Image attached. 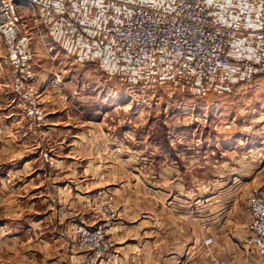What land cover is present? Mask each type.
I'll return each mask as SVG.
<instances>
[{
  "label": "rangeland",
  "instance_id": "obj_1",
  "mask_svg": "<svg viewBox=\"0 0 264 264\" xmlns=\"http://www.w3.org/2000/svg\"><path fill=\"white\" fill-rule=\"evenodd\" d=\"M163 2L166 7L160 10L167 11L170 3ZM24 13L33 16L30 10ZM38 34L36 41L44 40ZM40 43L34 57L43 66L40 75L56 85L62 115L79 118H61V128L76 125L84 134L72 149L68 136L48 140L45 161L77 163L72 169H52L67 188L55 203L58 215L49 207L52 201L37 207L44 212L46 241L57 240L53 223L58 221L69 244L64 251L81 257L82 264H200L212 258L264 264L253 248L242 245L247 238L242 229L246 233L248 228V236L252 233L250 216L245 228L231 222L235 206L250 214L248 198H264V152L238 150L221 157L214 151L219 130L264 136L263 76L240 71L238 83L213 94L197 78L202 85L197 95L188 85L178 89L172 78L165 83L166 72L151 75L147 67L134 83L132 71L126 70L120 84L95 62L82 65L57 46ZM210 77L207 83L213 87ZM201 93L207 94L206 101ZM48 102L45 112L52 108ZM86 115L92 116V124L82 120ZM0 121L4 137L7 122L1 106ZM227 181L231 184L225 185ZM198 197L204 199L202 211L197 210ZM223 210L227 212L220 214ZM21 219L29 223L37 216ZM209 236L214 243L202 244Z\"/></svg>",
  "mask_w": 264,
  "mask_h": 264
},
{
  "label": "crops",
  "instance_id": "obj_2",
  "mask_svg": "<svg viewBox=\"0 0 264 264\" xmlns=\"http://www.w3.org/2000/svg\"><path fill=\"white\" fill-rule=\"evenodd\" d=\"M163 1L166 0H161V3L155 0L143 3L142 0H39L35 6L24 2H17L13 6L9 28L0 37V106L4 121L7 122V134L0 137V264L83 263L81 257H74L64 251L69 244L62 235L60 222L57 221L58 225L53 223L57 240H45L44 212L41 214L37 209L39 202L49 204L51 201L53 204H49V207L53 209L57 198L67 188V182H60L58 173L52 172V169H72L77 163L74 161V166L73 163L66 165L62 161L53 164L45 161L48 140L68 136V145L72 149V146L76 147L77 138L84 134L78 132L76 125L61 128V118L68 121H77L79 118L60 112V95L56 85L41 76L43 66L34 63V57L38 54L36 43L41 42L43 47L55 45L82 65L95 62L98 69L113 74L120 84L128 73L126 70L132 71L134 83L149 67L151 75L166 72L165 83H169L172 78L171 82L178 89L188 85L193 94L199 95L202 85L196 77L185 73L172 76L170 73L175 55H153L139 59L140 56L130 55L124 49L114 51L110 44L101 42L100 30L110 24L126 21L135 5L140 3L160 10L166 7ZM167 1L170 3L167 4L168 8L173 10L175 0ZM49 4L53 6V11L48 9ZM207 4L214 13H218L222 25L237 31L230 44L231 54L259 61L264 41L250 37L248 32L264 31V0H207ZM25 9L30 10L33 16H26ZM37 32L43 33L44 40L36 41L39 36ZM46 35L50 37L49 40ZM239 72V67L233 64L211 76L213 87L209 94L222 92L229 85L238 83L236 79H240ZM200 95L206 101L207 94ZM49 100L52 101V108L45 112L44 103ZM236 117L230 119L234 121ZM82 120L90 124L94 121L90 115ZM225 131L219 130L214 135L217 138L214 151L219 152L221 157L238 150L246 154L264 152L263 135L256 139L257 135H242L231 128ZM61 143L58 141V148ZM260 165L264 166V158ZM230 181L224 182L225 185L231 184ZM196 201L197 210L202 211V207H199L204 199L198 197ZM34 204L36 209H32ZM235 207L231 222L243 224L242 228H245L246 216L250 214L243 206ZM52 212L54 216L59 213L55 207ZM219 212L222 214L227 211ZM23 215L37 216V220L28 223V220L21 219ZM17 217L20 221H17ZM249 218L251 220V216ZM241 234L247 237L248 228L246 233L242 229ZM205 239L201 241L202 244ZM243 239L242 236L240 240ZM242 261L243 264H252L248 258ZM253 261L259 264L255 259Z\"/></svg>",
  "mask_w": 264,
  "mask_h": 264
},
{
  "label": "built area",
  "instance_id": "obj_3",
  "mask_svg": "<svg viewBox=\"0 0 264 264\" xmlns=\"http://www.w3.org/2000/svg\"><path fill=\"white\" fill-rule=\"evenodd\" d=\"M17 2L35 6L39 0H0V37L9 28L11 11ZM48 9L53 11V6L49 4ZM236 32L234 28L220 23L219 15L208 6L207 0H175L171 11L135 5L132 15L126 21L101 29L100 39L110 44L114 51L124 49L130 55H175L172 68L174 76L185 73L199 78L208 88H212L207 79L233 64L243 73L264 77V47L259 61L231 54L230 44ZM248 35L264 41V31H252ZM247 205L252 233L243 245L253 248L264 258V198L254 194L248 198ZM204 243L212 245L214 237H207ZM200 264L231 263L223 258H212Z\"/></svg>",
  "mask_w": 264,
  "mask_h": 264
}]
</instances>
